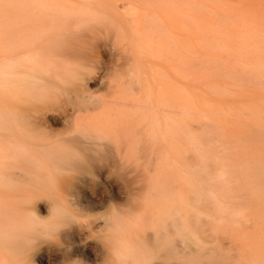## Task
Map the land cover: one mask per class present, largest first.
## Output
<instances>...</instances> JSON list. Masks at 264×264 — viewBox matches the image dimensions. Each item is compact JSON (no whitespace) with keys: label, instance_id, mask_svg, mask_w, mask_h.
<instances>
[{"label":"bare ground","instance_id":"6f19581e","mask_svg":"<svg viewBox=\"0 0 264 264\" xmlns=\"http://www.w3.org/2000/svg\"><path fill=\"white\" fill-rule=\"evenodd\" d=\"M179 15L177 0H4L0 208L9 220L29 208L47 217L65 202L66 226L38 240L32 264H104L102 222L77 201L102 196L116 175L134 200L122 213L126 232L154 264L181 260L185 240L194 242L184 237L180 196L159 179L136 185L135 175L137 164L158 160L171 132L174 151L165 148L160 161L179 158L178 93L169 116L163 93L150 86L153 57L170 44L178 56Z\"/></svg>","mask_w":264,"mask_h":264},{"label":"rangeland","instance_id":"374dc122","mask_svg":"<svg viewBox=\"0 0 264 264\" xmlns=\"http://www.w3.org/2000/svg\"><path fill=\"white\" fill-rule=\"evenodd\" d=\"M177 2L179 53L170 44L153 57L150 86L169 116L178 93L180 154L160 161L174 151L171 132L157 161L136 165V185L159 179L180 196L184 237L194 242L168 264H264V0ZM104 183L102 198L77 203L94 216L112 204L125 212L134 200L124 176Z\"/></svg>","mask_w":264,"mask_h":264},{"label":"clouds","instance_id":"9594fccd","mask_svg":"<svg viewBox=\"0 0 264 264\" xmlns=\"http://www.w3.org/2000/svg\"><path fill=\"white\" fill-rule=\"evenodd\" d=\"M65 202L57 201L47 217H40L30 208L7 219L0 208V264H32L31 254L38 240H53L59 229L66 226ZM102 222L97 234L107 255L104 264H154L151 250L126 232L120 209L110 206L95 218ZM73 217L71 223H79Z\"/></svg>","mask_w":264,"mask_h":264}]
</instances>
